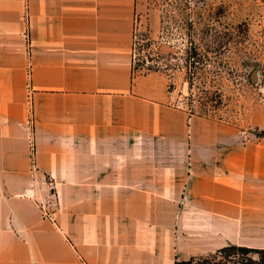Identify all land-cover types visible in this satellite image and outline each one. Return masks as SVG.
Listing matches in <instances>:
<instances>
[{
  "label": "crops",
  "instance_id": "crops-1",
  "mask_svg": "<svg viewBox=\"0 0 264 264\" xmlns=\"http://www.w3.org/2000/svg\"><path fill=\"white\" fill-rule=\"evenodd\" d=\"M151 1L0 0V264H175L264 246L241 240L234 217L256 204L231 166L209 174L193 154L166 77L135 73ZM251 153L238 174L264 176ZM182 185L217 218L192 226L185 203L177 224Z\"/></svg>",
  "mask_w": 264,
  "mask_h": 264
},
{
  "label": "rangeland",
  "instance_id": "rangeland-1",
  "mask_svg": "<svg viewBox=\"0 0 264 264\" xmlns=\"http://www.w3.org/2000/svg\"><path fill=\"white\" fill-rule=\"evenodd\" d=\"M151 3L156 17L137 19L132 48L135 73L159 70L166 77L173 104L186 111L184 139L193 154L206 158L202 165L209 174L231 166L233 183L245 187V198L256 204L253 214L234 217L239 220L241 240L264 245V176L237 171L247 161L248 151L264 168V0ZM227 40V47L219 44ZM194 45L203 59L199 62ZM184 186L176 198L177 224L185 203L192 226L198 225L195 219L200 215L217 218L201 199L187 197ZM49 200L48 207L57 211L59 198L53 185ZM225 246L222 252L218 247L192 256L197 257L192 264H264V246Z\"/></svg>",
  "mask_w": 264,
  "mask_h": 264
},
{
  "label": "trees",
  "instance_id": "trees-1",
  "mask_svg": "<svg viewBox=\"0 0 264 264\" xmlns=\"http://www.w3.org/2000/svg\"><path fill=\"white\" fill-rule=\"evenodd\" d=\"M227 42H230L229 40H227V41H220L219 42V44L221 45V46H226V44H228ZM194 47V53L197 55V56H199L198 54V48H197V45H194L193 46ZM227 47V46H226ZM202 57V56H201ZM199 58V59H198ZM198 58H196L195 59V62L196 61H198L199 62V60H203V59H200V56L198 57ZM204 58V57H203ZM170 87V86H169ZM217 93L215 94V95H212V97H210V99L211 100H213V99H216V97H217ZM226 247H228V246H224V247H221L218 251L219 252H222L223 250H225L226 249ZM229 247H235V245H231V246H229ZM196 259H197V257H191V258H189V259H184V260H177L176 261V263L175 264H192L194 261H196ZM219 264H224V262H220Z\"/></svg>",
  "mask_w": 264,
  "mask_h": 264
},
{
  "label": "built area",
  "instance_id": "built-area-1",
  "mask_svg": "<svg viewBox=\"0 0 264 264\" xmlns=\"http://www.w3.org/2000/svg\"><path fill=\"white\" fill-rule=\"evenodd\" d=\"M51 202V200H49V201H45V202H42V204H41V206H42V210H43V215L45 216V217H50V218H53V214H52V211L53 210H51L49 207H48V205H47V203L49 204V206H50V203Z\"/></svg>",
  "mask_w": 264,
  "mask_h": 264
}]
</instances>
